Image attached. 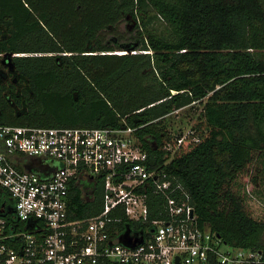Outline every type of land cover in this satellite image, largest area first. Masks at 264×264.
Listing matches in <instances>:
<instances>
[{
  "label": "trees",
  "instance_id": "obj_1",
  "mask_svg": "<svg viewBox=\"0 0 264 264\" xmlns=\"http://www.w3.org/2000/svg\"><path fill=\"white\" fill-rule=\"evenodd\" d=\"M128 18L138 39L120 31ZM195 103L199 120L178 147L184 134L164 119ZM0 123L134 127L201 225L264 250L250 204L264 205V0H0ZM102 198L101 182L94 198L74 185L71 217L100 213ZM150 206V221L166 216L164 195ZM119 214L123 233L150 224Z\"/></svg>",
  "mask_w": 264,
  "mask_h": 264
},
{
  "label": "built area",
  "instance_id": "obj_2",
  "mask_svg": "<svg viewBox=\"0 0 264 264\" xmlns=\"http://www.w3.org/2000/svg\"><path fill=\"white\" fill-rule=\"evenodd\" d=\"M135 131L0 123V264H264V250L222 248L229 244L199 223L189 193L154 165ZM99 182L100 213L72 218V187L94 198ZM160 195L166 216L160 209L150 221ZM121 211L150 223L131 234L144 237L135 246L120 241Z\"/></svg>",
  "mask_w": 264,
  "mask_h": 264
},
{
  "label": "rangeland",
  "instance_id": "obj_3",
  "mask_svg": "<svg viewBox=\"0 0 264 264\" xmlns=\"http://www.w3.org/2000/svg\"><path fill=\"white\" fill-rule=\"evenodd\" d=\"M159 26L161 27L162 23L157 22ZM164 27V24H163ZM120 31L123 33H126L129 37L136 36L138 39V31L136 28L135 22L128 18L125 22H123L120 26ZM126 51H115V53H125ZM134 52V51H133ZM6 57V56H3ZM13 69V65L11 61L7 62V67H4L2 70V77H7L8 71ZM204 106V103H195L192 105H188L186 107H183L179 110L174 111L173 113L169 114L165 117V122L169 124V128L172 133H177L179 131H182L183 134L186 136L188 133H190L193 130V127L196 125V123L199 120V115L201 113V110ZM247 181L248 178H245ZM249 189H252V185L248 186ZM251 209L252 211L259 215L260 217L264 218V205L256 200L251 201ZM222 248L228 249L231 248L230 245H222Z\"/></svg>",
  "mask_w": 264,
  "mask_h": 264
},
{
  "label": "water",
  "instance_id": "obj_4",
  "mask_svg": "<svg viewBox=\"0 0 264 264\" xmlns=\"http://www.w3.org/2000/svg\"><path fill=\"white\" fill-rule=\"evenodd\" d=\"M143 240H144L143 236L142 237H139V236L131 237L130 232H126L124 235L120 237V241L129 246H135L137 243H140Z\"/></svg>",
  "mask_w": 264,
  "mask_h": 264
},
{
  "label": "crops",
  "instance_id": "obj_5",
  "mask_svg": "<svg viewBox=\"0 0 264 264\" xmlns=\"http://www.w3.org/2000/svg\"><path fill=\"white\" fill-rule=\"evenodd\" d=\"M125 233H126V232H125ZM125 233H124V234H125Z\"/></svg>",
  "mask_w": 264,
  "mask_h": 264
}]
</instances>
